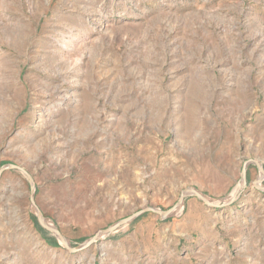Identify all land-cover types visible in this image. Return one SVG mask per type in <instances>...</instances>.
Wrapping results in <instances>:
<instances>
[{
	"label": "rangeland",
	"instance_id": "1",
	"mask_svg": "<svg viewBox=\"0 0 264 264\" xmlns=\"http://www.w3.org/2000/svg\"><path fill=\"white\" fill-rule=\"evenodd\" d=\"M254 161L264 0H0V168L153 209L5 170L0 264H264Z\"/></svg>",
	"mask_w": 264,
	"mask_h": 264
},
{
	"label": "water",
	"instance_id": "2",
	"mask_svg": "<svg viewBox=\"0 0 264 264\" xmlns=\"http://www.w3.org/2000/svg\"><path fill=\"white\" fill-rule=\"evenodd\" d=\"M254 162L258 165V167H259L261 173H262L263 176H264V169H263L262 165H261L259 162H257V161H254ZM9 169H19V170H21V171H23V172H25V173L27 174V176H28V178H29V180H30V183H31V203H32L33 207H35V208L37 209V217H38L39 223L42 225V227H44V228L47 229L48 231H50V232H52L53 234H55V235L60 239V241L65 245V247H66L67 249H69L70 251H72V252H78V251L82 250L83 248L87 247L90 243H92L93 241L99 239V238L101 237V234H103V235L106 236V235H108V234L113 233V232L116 231L119 227H121V226L124 225V224L129 223L130 221H132L133 219H135L136 217H138V216L141 215L142 213H144V212H146V211H153V209H151V208H147V209H144V210L138 211L137 213H134L133 215H131V216H129V217H127V218H125V219H123V220H121V221H119V222L113 224V225H111L110 227L104 229L103 231L97 233V234H96L94 237H92V238H91V239H90V240H89L84 246H82V247L72 248L71 246H69V244H67V241H66L65 237L61 234V232H60L57 228H54V227L48 226V225H46V224L43 222V214H42V212L38 209V207H37V205L35 204V201H34V194H35V192H36V186H35V183H34V181H33V178L31 177V175H30L29 173H27V171H26L25 169H23V168H21V167L15 165V164L2 166V167L0 168V175L3 173V171H5V170H9ZM242 182H243V184H245V182H246V169H245V167H244V169H243V181H242ZM257 184H258V183H257ZM188 192H190V193L196 195L198 198H200L201 200L205 201V203H206L207 205H209V206H215L214 203H213L212 201L206 199L205 196H204L203 194H201L200 192H198V191H196V190H192V189H189ZM185 196H186V194L183 193V194L181 195L180 201H183L184 198H185ZM234 199H235V197H234L231 201H229L228 203L230 204ZM228 203H227V204H228ZM154 211H155V210H154ZM157 212L160 213L161 215H169L170 212H171V210H169V211H157Z\"/></svg>",
	"mask_w": 264,
	"mask_h": 264
},
{
	"label": "bare ground",
	"instance_id": "3",
	"mask_svg": "<svg viewBox=\"0 0 264 264\" xmlns=\"http://www.w3.org/2000/svg\"><path fill=\"white\" fill-rule=\"evenodd\" d=\"M181 202H183V201H181ZM43 222H44L46 225L53 227L52 222H49V221L47 222V219L43 218ZM48 223H49V224H48ZM66 241H67V240H66Z\"/></svg>",
	"mask_w": 264,
	"mask_h": 264
}]
</instances>
